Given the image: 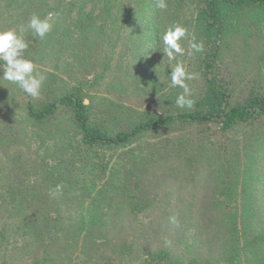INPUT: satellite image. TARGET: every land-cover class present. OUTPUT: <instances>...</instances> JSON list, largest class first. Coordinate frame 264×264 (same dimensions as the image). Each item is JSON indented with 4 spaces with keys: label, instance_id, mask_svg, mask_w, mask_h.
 <instances>
[{
    "label": "rangeland",
    "instance_id": "obj_1",
    "mask_svg": "<svg viewBox=\"0 0 264 264\" xmlns=\"http://www.w3.org/2000/svg\"><path fill=\"white\" fill-rule=\"evenodd\" d=\"M12 3H14V7H12ZM48 3L52 7L56 2L49 1ZM117 3L118 8H114V16L111 20H107L106 26L101 27V30H97L90 37L83 36L82 42L73 41L72 38H68V40L63 38L61 34L64 29H59L56 33H49V38H54V40L50 42L48 38L47 45L40 46V54H38L34 51L35 37L32 36L30 30L25 32L24 36L29 44L25 57L33 60L36 71L42 72L46 76L38 98L33 99L15 84L0 80V204L3 199L5 200L12 186H18L16 190L18 198H22L26 194L36 197L32 204L33 207L29 209L24 200L16 201L15 204L18 206L19 212L14 214L11 211L12 206L1 207L0 228L5 223L15 224L18 221L17 218L7 220L11 215L15 217L14 215L20 214L18 217L21 220L26 217V211L40 213L42 209L44 212H47L46 209H51L55 200L50 197L49 191L57 184L63 185L62 195H65L75 185L79 187L83 184L93 188L103 176V173L87 172L78 164L79 161L83 165V161L93 160L90 159L87 152L80 153L79 142L82 134L75 123L74 113L71 109L68 106H62L53 117L43 122H36L28 114L29 102L40 107L42 104L72 91L73 87L81 89L79 83L84 82L83 95L84 99L90 100V106L93 109L92 120L103 122L109 133L131 130V127L144 116L146 117L148 113L150 115L182 110L176 106L175 100L183 89L169 87V75H171L172 69L166 59L161 64L164 54L161 51L160 33L169 25L174 24L173 19L165 10H162L160 15H156L158 18L155 20L160 23L158 36L153 38L150 35V30L143 29L142 26L144 23L149 25L148 21L150 20L144 18L141 24L133 13L139 9L138 1L117 0ZM9 5L11 6L9 7ZM91 7L92 5H89V9ZM24 8L26 14L23 13V15L29 19L32 13L27 10L28 5L23 0H0V30L18 28L21 25L19 22L21 17L17 16V12ZM192 9L193 6L188 4L181 11L182 19H190L189 24H184L183 20L179 22L188 29L189 39L196 35L195 26L192 24L195 22L193 19L195 11ZM101 22L103 23V21ZM55 29L56 26L53 25L52 30ZM238 34L240 35V33ZM242 34L241 36L232 35L230 38L231 44L228 50L225 49L224 55L230 59V69L229 73L226 70H223L222 73L223 78L227 75L232 80L235 86L236 101L246 98L250 93V86L256 82L259 83L255 84L256 87L264 88V69H261L260 66V60L264 53V42H262L264 40L255 38L256 28L250 29L251 38L247 42L244 41ZM73 36L77 37L76 33H73ZM62 38L69 45L63 50H61L64 47L61 44ZM183 46L186 49L185 55L178 56L177 60L184 63L187 71L196 74V79L186 81V83L192 89L191 98L197 100L203 86L202 70L199 68L198 60L203 54L200 56L198 53L188 55L187 41L183 42ZM74 51H77V55L73 57ZM236 52L239 54L238 59L232 58L233 55H237ZM175 62L172 61L171 64L174 66ZM224 64L227 67L226 60ZM2 75L3 73L0 72V76ZM196 131L198 129L192 127H176L168 134L165 132L164 134L142 135L134 144L126 148L102 150L101 158H104L110 165L114 161H118L116 157L127 151L137 153L149 149L157 156L155 158L152 156L145 161H135L127 170L120 173L122 186L118 187L116 199L96 202L95 206L92 203L89 206L90 197L88 194L85 204H79L76 200L68 202L64 206V215H70V220H72L76 214H79L82 207L88 205L89 214L94 212L95 207L97 208L99 205L104 207L107 204L106 210H121L122 213L129 214L130 211L135 210L130 199L132 195L148 194L149 198L157 196L159 199L162 197L163 204L159 206L163 211L159 217L160 227L158 229L159 220H156L158 231L146 236L144 247L141 248L139 245L145 241V234H140L143 232L140 229L148 227L150 230L151 224H147L146 227L145 224L149 219H153L151 222L154 221L151 213L156 212L150 213V209L147 210V214L139 215L150 213V217L144 216L137 222L140 224L139 228L131 225L129 216L109 228L110 240L108 241L110 243L115 241L113 235L115 226L128 227L130 238L137 241L136 255L130 264H140L147 257L149 249L157 247L164 239H167V236L163 235L172 229L176 235L174 236V245L176 248L179 247L177 251L183 253L187 258L191 252H187L184 248L187 246L186 242L189 241L192 232H188L185 236L181 235L182 227L186 223L182 218L186 212L187 215L190 214L188 220L196 219L195 213L201 215L205 213L208 217L211 216L209 202L215 196L214 191L218 189V178H225L226 175L229 179L236 178V171L231 170L233 172L226 174L229 161H240L238 154L243 150V144L250 140L253 144L250 142L251 146L248 148L253 150L256 147L255 152L251 151L252 156L264 150V138H262L264 136L258 142L256 139L258 133H264V128L261 127L243 128L236 134L233 129L229 134L230 140L221 141V145L214 144L212 141L206 144L204 138L199 136V133L202 132L211 139H223L217 132L216 126L210 130L201 128L198 134ZM190 134L192 137L189 136ZM179 136L190 140L186 145L184 144V149L176 150L174 149V140ZM158 142H162L160 147L155 145ZM91 154V157H96L94 150ZM262 156L263 153H260V159L254 162L253 172H250L253 178L258 179L260 195L263 198L259 203V213L264 211V180L261 178L264 177V159ZM55 162H62L61 174H58L53 168L52 165ZM75 191L77 195L83 194L78 189ZM94 191L91 190L93 193ZM218 194L219 192L217 196ZM171 210H182V216L176 220L175 224L171 222V217H173L170 214ZM41 225L43 224L41 223ZM98 225L101 230H104L103 225H109V223L105 220ZM41 228L37 229L35 225L33 233L35 239H37L38 231ZM128 228H126L127 231ZM192 228L194 232L196 230L194 222H192ZM21 235L24 236V234ZM98 235L99 239H102L101 237L108 238L104 234H96L97 237ZM24 237L29 238L28 236ZM158 238L161 239V242ZM186 238L188 239L186 240ZM22 241L20 235H16L14 240H11L16 245H20ZM94 241L95 239L91 235V240L87 245L88 254L93 257L95 256ZM74 243L75 241L72 239L65 243L43 244L41 246L43 252L38 244L33 246L30 251L20 254L11 253L4 245L0 247V264H11L14 259L12 264H31L41 253L48 252L51 256L56 257L60 251V259L66 258L69 261V251L74 249ZM103 243L101 247H106ZM139 252L140 254H138ZM83 255L85 254L82 253L79 259L82 260ZM74 257L78 258L76 255ZM109 257L112 256L109 255ZM113 259H115V264L121 261L117 253L116 258L113 254ZM127 262L125 260L123 263L127 264Z\"/></svg>",
    "mask_w": 264,
    "mask_h": 264
},
{
    "label": "trees",
    "instance_id": "obj_2",
    "mask_svg": "<svg viewBox=\"0 0 264 264\" xmlns=\"http://www.w3.org/2000/svg\"><path fill=\"white\" fill-rule=\"evenodd\" d=\"M23 1L28 5L27 10L29 12L38 14L41 18L49 12H57L59 15L54 18L53 24L56 29L51 30L50 33H56L59 29H64L61 34L63 38L67 40L72 38L73 41L78 40V42L84 40L83 36L85 38L90 37L97 30H101V27L106 26L107 20H111L114 16V8H118L117 0ZM49 1L56 3L50 7ZM134 1H138L139 9L133 11V13L141 24L144 18L150 20L148 21L150 22L149 25L144 23L142 26L143 29L150 30V35L156 38L160 22L155 19L158 18L156 15H160L162 10L155 6V0ZM166 2L168 7L165 12L168 11V15L173 19L174 24L181 22V20L184 24H189L190 19H182L183 13L181 11L188 4L193 6L192 10L195 11L193 19L195 22H192V24L195 26L196 41L204 43V51L198 53L199 56L203 54L198 60L199 68L202 70L203 86L197 100H195V106L192 109H182L177 112H162L150 115L148 113L146 117L144 116L136 122L131 130L109 133L103 122L92 120L93 109L90 104L88 106L83 104L84 82L79 83L81 89L73 87L72 91L54 98L40 107H36L35 104L29 102L28 114L36 122L46 121V119L53 117L62 106H68L73 111L75 123L82 134L79 142L80 153L87 152V155L93 160L83 161V165L81 161H79L80 163L77 162L87 172L90 171L92 174L103 173V176L93 188L83 184L79 187L75 185L70 189V192L67 191L65 195L54 199L55 204L51 209H46L47 212H44L43 209L40 213L38 211H26V217L21 220L19 218L20 214L14 215L15 217L11 215L7 220L17 218L18 221L15 224L5 223L0 228V247L5 245L11 253L20 254L30 251L33 246L40 244V249L43 252L41 247L43 244L65 243L73 239L75 241L74 249L69 251V261L66 258L64 260L60 259L61 251L57 253L56 257L45 252L35 258L31 264H115L113 254L116 258V253L121 260L118 264H125L123 263L125 260L128 261L127 264H130L134 261L136 255L137 241L130 238L128 227L115 226L113 228L115 241L110 243L108 241L110 240L109 228L117 225L126 216L130 217L129 222H132L131 225L139 228L140 224L137 222L144 216L150 217V213L156 211L151 213L154 221L151 222L153 219H149L148 223L145 224V227L147 224H151L150 230L148 227L140 229L143 231L140 234H145V241L139 245H141V248L144 247L147 240L146 236L149 233H156L160 227L159 217L163 211L162 207L159 206H162L163 198L159 199L157 196L149 198L148 194L132 195L130 199L135 210L130 211L129 214L122 213L121 210H106L108 204L104 207L99 205L97 208L95 207L93 213L88 214V205L90 206L93 203L95 206L96 202L116 199L118 187L122 186L120 173L127 170L135 161H145V159H150L152 156L155 158L157 154L152 153L149 149L137 153L127 151L116 157L118 161H114L110 165L104 158H101V151L126 148L134 144L142 135L164 134L165 132L168 134L172 129L183 126L198 129L197 134L201 128L210 130L216 126L217 132L223 139H211L202 132L199 133V136L204 138V143L208 144L212 141L217 145H221V141L230 140L229 134L233 129H235L234 134H236L243 128H264V88L262 86L256 87L255 84H259L256 82L250 86V93L246 98L236 101L234 96L235 86L232 80L227 75L225 78L222 76L223 70L229 73L230 69V59L224 55L225 49L228 50L231 44L230 38L232 35L237 36L240 33L239 36H241L243 33V39L247 42L251 38L250 29L256 28L255 38L264 40V0H166ZM89 5H92L90 9ZM14 6V3H12V7ZM97 11L99 12L97 13ZM23 13L26 14L25 8L18 11L17 16L21 17L20 24L26 25L28 19ZM184 24L181 25L184 26ZM73 33H76L77 37H74ZM48 38L49 34L44 39L35 37L34 51L36 53L40 54V46L47 45L46 42L50 39ZM52 40L54 38H51L50 42ZM61 44L64 46L61 50L69 46L64 39ZM76 45L78 46V43ZM236 54L232 58L238 59L239 54L237 52ZM76 55L77 51H74L72 56ZM225 60L227 67L224 64ZM260 64L261 69H264V53ZM189 136L192 137L191 134ZM262 136H264V133H258L257 142L260 141ZM183 137L175 138L174 149H184V144L186 145L190 139H184ZM250 142L253 144L252 140L243 144V150L238 154L240 161H229L230 163L227 164L226 174L236 171V178L229 179L227 175L225 178H218V189L214 191L215 196L209 202L211 216L208 217L205 213L202 215L195 213L196 219L188 220L190 214L187 215L186 212L185 218H182L186 223L182 220L184 227H182L181 235L185 236L188 232H192L189 241L186 242L187 246L184 248L187 252H191L188 257L186 258L183 253L177 251L179 247L176 248V245H174V236L176 235L172 229H169L167 234L163 235L167 236V239L161 242V239L158 238L162 245L160 243L157 247H151L147 257L140 264H264V211L259 213V203L263 198L260 195L258 179L250 175V172H253L254 162L260 159V153H263L262 158L264 159V150L252 156L251 151L255 152L256 147L250 150L248 148L251 146ZM155 145L160 147L162 142ZM92 150L96 152V157H91ZM52 166L58 174L62 173L60 170L62 162H55ZM261 178L264 180V177ZM17 189L18 186L11 187L5 200L3 199L0 204V208L12 206L11 211L14 214L19 212L15 202L22 200L26 202L28 209L33 207L32 204L35 202L36 197L26 194L22 198H18ZM77 189L82 191L83 194L77 195L75 191ZM91 190H95L94 193ZM88 194L90 197L88 205L82 207L79 214H76L72 220H70V215H64V206L68 202L76 200L79 204H85ZM125 195L127 196V193ZM64 196L66 198H61ZM157 202L158 204H156ZM149 209L150 213L148 215L139 216L141 213L147 214ZM170 214L175 216L177 220L182 216V210L172 211ZM105 220L109 225H103L104 230H101L98 224ZM156 220H159L158 229ZM192 222L196 226L194 232L192 231ZM35 225L37 229L42 227L38 231L37 239L33 234ZM126 228H128V231ZM96 234H104L108 238L101 237L102 239H99V235L97 237ZM16 235H20L23 239L20 245L11 242ZM91 235L95 239L94 257L89 255L87 251ZM102 243L106 247H101ZM10 245L11 247H9ZM82 253L85 255L81 260L79 257ZM74 255L78 258H75ZM109 255L112 257H109ZM14 261L15 259L12 262Z\"/></svg>",
    "mask_w": 264,
    "mask_h": 264
},
{
    "label": "clouds",
    "instance_id": "obj_3",
    "mask_svg": "<svg viewBox=\"0 0 264 264\" xmlns=\"http://www.w3.org/2000/svg\"><path fill=\"white\" fill-rule=\"evenodd\" d=\"M155 6L160 10H166L168 5L166 0H155ZM59 14L57 12H49L45 17L41 18L38 14H32L27 24H21L18 28L8 30H0V80H6L15 84L27 96L36 99L40 96V90L46 76L36 71V65L33 60L25 57V53L29 47L25 39V32L30 30L33 37L44 39L52 30L54 18ZM161 51L164 54L163 64L166 59L171 67L170 85L169 87H179L183 91L176 97L175 104L177 107L184 109H192L195 106V99L192 97V89L186 81L196 79V74L186 70L184 63L177 60V57L184 56L186 49L183 42L187 41V54L202 53L204 51V43L197 42L196 37L189 39L188 29L179 23L169 25L160 33ZM172 61H176L174 66ZM159 75V74H158ZM160 78V77H159ZM83 104L88 106L90 100L85 98ZM63 194V185L57 184L50 189V197L56 199ZM171 222L176 223V217H171Z\"/></svg>",
    "mask_w": 264,
    "mask_h": 264
}]
</instances>
